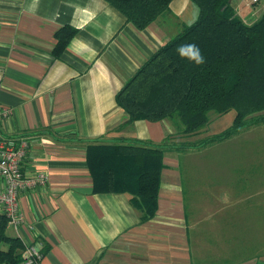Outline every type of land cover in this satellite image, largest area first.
<instances>
[{
	"label": "crops",
	"instance_id": "crops-1",
	"mask_svg": "<svg viewBox=\"0 0 264 264\" xmlns=\"http://www.w3.org/2000/svg\"><path fill=\"white\" fill-rule=\"evenodd\" d=\"M233 5L240 16L244 5ZM169 8L139 30L105 0H0V105L10 110L0 138L27 143L26 176L48 175L19 191L24 222L7 224V233L36 243L39 264H264V120L219 142L166 151L157 211L146 222L129 194L93 192L89 140L161 143L178 131L169 119L122 125L115 102L136 70L198 15L190 0ZM64 25L77 32L55 57ZM224 115L233 121L232 112L212 114L187 141L212 136V122ZM209 149L216 157L187 173L190 157Z\"/></svg>",
	"mask_w": 264,
	"mask_h": 264
},
{
	"label": "trees",
	"instance_id": "trees-1",
	"mask_svg": "<svg viewBox=\"0 0 264 264\" xmlns=\"http://www.w3.org/2000/svg\"><path fill=\"white\" fill-rule=\"evenodd\" d=\"M137 29L170 13L172 0H105ZM197 18L163 43L115 94L125 112L122 125L136 120H171L176 134L188 137L206 127L212 114H234L223 132L209 138L161 143L140 139L114 142L89 140L85 161L94 193H127L141 212V222L153 218L166 151H185L225 140L239 130L264 120V10L251 23L237 15L233 0H190ZM64 25L55 32L58 57L76 34ZM181 44L199 47L205 62L195 64L176 52ZM23 241L7 233V218L0 212V264L22 261Z\"/></svg>",
	"mask_w": 264,
	"mask_h": 264
},
{
	"label": "built area",
	"instance_id": "built-area-1",
	"mask_svg": "<svg viewBox=\"0 0 264 264\" xmlns=\"http://www.w3.org/2000/svg\"><path fill=\"white\" fill-rule=\"evenodd\" d=\"M243 1L244 6H250L249 4L254 5L261 0ZM9 113L10 110L7 107L0 105V120L6 118ZM26 147L25 141L18 144L12 138H0V178L3 183L0 189V211L5 214L8 226L15 228L24 222V215L20 210L18 200L19 191L36 185H44L48 179V175L43 171H36L29 176L23 173L21 162ZM42 256L36 243L25 244L22 261L19 264H39Z\"/></svg>",
	"mask_w": 264,
	"mask_h": 264
},
{
	"label": "rangeland",
	"instance_id": "rangeland-1",
	"mask_svg": "<svg viewBox=\"0 0 264 264\" xmlns=\"http://www.w3.org/2000/svg\"><path fill=\"white\" fill-rule=\"evenodd\" d=\"M234 1L236 0H233V4H234ZM239 1V3H244L243 0H237ZM250 6L246 5V6H241L240 7V17L243 18L246 22L248 23H251L253 22L254 20H256L259 16H260V13L262 10H264V0H261L259 3L257 4H254V5H251L249 4ZM238 13V12H237ZM253 13V16L250 17V18H245V17H248L250 14ZM227 116L229 115H224L223 117H218V121L216 123H213L212 122V125L211 127L213 128L214 130V134L213 135H217L221 132H223L226 127V125H230L232 122H228V118ZM189 138V137H188ZM188 138L184 137V136H180L179 134H173V137H171V140L173 141H184V140H187ZM190 140H193V138H189ZM188 139V140H189ZM236 145L233 146L232 149H230L231 151H234V148H235ZM214 150L212 149H209V150H203L201 152L202 155H199V153H195L192 155V157H190L189 159V167L186 168V170H188L187 173H190V174H199V170H202V168L200 167V164L199 162L201 161H204L207 160V159H214L216 156L214 155ZM185 158H182L181 161H183ZM198 164H199V167H198ZM208 185V184H207ZM208 203L212 204V201L210 200V198H208L206 200Z\"/></svg>",
	"mask_w": 264,
	"mask_h": 264
},
{
	"label": "clouds",
	"instance_id": "clouds-1",
	"mask_svg": "<svg viewBox=\"0 0 264 264\" xmlns=\"http://www.w3.org/2000/svg\"><path fill=\"white\" fill-rule=\"evenodd\" d=\"M176 52L182 59H187L197 65L205 62V59L200 52L199 47L195 44L178 45L176 48Z\"/></svg>",
	"mask_w": 264,
	"mask_h": 264
}]
</instances>
